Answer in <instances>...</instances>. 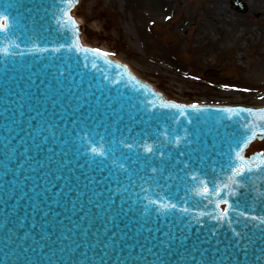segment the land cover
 Listing matches in <instances>:
<instances>
[{"label":"water","instance_id":"95a60500","mask_svg":"<svg viewBox=\"0 0 264 264\" xmlns=\"http://www.w3.org/2000/svg\"><path fill=\"white\" fill-rule=\"evenodd\" d=\"M60 6L61 0H0V14L10 23L0 41L7 35L21 43L19 50L10 51L24 52L0 55V264H160L157 255L166 264H178L173 253L177 248L183 252L181 241L167 254L157 247L170 230L180 236L187 232L184 247L199 246L211 254L212 264H228L232 252L216 243H227L231 229L209 217H203L202 226L197 223L199 213L213 206L205 208L207 201L191 193L195 182L174 163L159 185L149 177L162 159H187L178 155L188 151L185 136L199 137L191 147H198L203 157L202 164L189 166L191 171L209 180L217 173L222 177L219 165L241 120H228L216 109L253 106L199 105L206 111L189 110L185 118L174 109L153 108L174 101L109 56L67 47L34 52L29 36L48 48L73 42L74 36L55 23ZM233 6L246 10L237 1ZM101 137L106 157L90 152L89 141L98 146ZM176 137L182 138L179 149L170 143ZM142 138L162 142L164 156L159 151L146 155L139 146ZM121 140L134 148H124ZM251 179L264 191V172ZM157 193L189 212L159 213L148 204ZM250 207L264 215V204L250 202Z\"/></svg>","mask_w":264,"mask_h":264},{"label":"rangeland","instance_id":"374dc122","mask_svg":"<svg viewBox=\"0 0 264 264\" xmlns=\"http://www.w3.org/2000/svg\"><path fill=\"white\" fill-rule=\"evenodd\" d=\"M230 1L164 0L159 15L144 17L126 0H80L74 13L86 43L121 58L170 96L264 104V0H242L246 12ZM258 149L264 141L252 146Z\"/></svg>","mask_w":264,"mask_h":264},{"label":"snow or ice","instance_id":"6c2138e0","mask_svg":"<svg viewBox=\"0 0 264 264\" xmlns=\"http://www.w3.org/2000/svg\"><path fill=\"white\" fill-rule=\"evenodd\" d=\"M78 3L79 0H61L59 15L55 20L60 30L69 32L74 36L73 42L48 48L41 47L32 36H29L28 39L32 42V50L34 52H59L61 49L67 47L69 51L76 48L80 51L92 52L98 56L107 57L112 55L108 52H102L100 49H86L81 46L79 41V25L76 18L72 15V10ZM9 28V17L0 14V33H8ZM0 45H2L0 46V55L5 57L24 55L22 51H10L13 48L19 50L21 43H17L16 40H12L7 35H5L3 41H0ZM60 75H63V73L61 72ZM236 91H248V89H236ZM260 99H264V97H260ZM149 104H152V102L149 101ZM155 107L168 110L174 109L185 118H187L189 110L192 112L206 111V109L200 108L198 104L183 105L174 102H162L158 106L153 105V108ZM216 111L228 114L226 117L228 120H232L234 117H238L241 120L239 128L231 134L228 152L223 154L226 159L219 165L220 173H223V176L221 177L217 173L213 179L209 180L205 177H200L198 172L193 173L191 171L189 166L202 164L203 157L197 154L198 147H191L193 144H198L199 137L196 136L194 139H189L185 136L183 140L186 141L185 148L188 151L180 150L178 155L187 159H162L158 167H151L153 175L149 179L159 185L161 179L164 178L163 174L165 171L174 163L179 168V172H184L188 179L195 182L191 187V193L207 201L205 208L208 205L213 206L212 210L201 211L199 213L197 223H201L202 226L203 217H209L217 224L226 223L230 227L232 238L227 243L220 240H217L216 243H224L232 252V255L228 257V264H264V215L255 213L254 208L250 207V202L253 204H264V191H261V188L255 187L251 179L253 174L264 172V150L256 151L251 155L246 154L249 146L255 141H264V107H223L216 109ZM188 123L191 124L192 121L188 119ZM82 138L85 140L89 139L88 135ZM181 139L180 137H176L170 143H174L179 149ZM142 140L143 142L139 146L146 155L159 151L163 146L162 142L159 141L149 143L146 139L142 138ZM109 143L112 142L109 141ZM119 143L126 149L132 150L134 148L133 143H125L123 140L119 141ZM89 145L90 152L93 155L106 157L103 137H101L98 146H93L91 141H89ZM159 155L163 157L164 153L159 151ZM137 159H140L139 155ZM180 165L183 166L180 167ZM120 167L123 168V165ZM124 171L127 172L128 170L124 169ZM179 172L177 175H179ZM156 173L160 174V179L157 178ZM128 178L131 179V175ZM140 178L144 179L143 176ZM166 179H171V176H168ZM143 190L147 191V189ZM148 204L155 206L157 211L162 214L170 213L173 210L184 214L189 212L188 207L180 206L169 197L161 196L160 193H157L156 199H149ZM144 214H147V209H145ZM233 225H236V227H233ZM176 226L179 227V225ZM187 235V232H184L183 236H180L177 232L173 233L170 230L165 233L162 239L158 240L157 247L160 251L167 254L172 251L173 247H176V242L179 240L181 241L180 247L183 248V252L181 253L180 249L176 247L177 252L173 253L177 257L178 264H212L211 254L207 251H202V248L199 246L194 245L192 248L184 247L182 241L187 239ZM211 236L216 237L217 232L212 231ZM41 238L47 239L43 234H41ZM208 243H211V241L209 240ZM216 244H212L211 246H215ZM156 259L160 261V264H166V260L159 255H157Z\"/></svg>","mask_w":264,"mask_h":264},{"label":"bare ground","instance_id":"6f19581e","mask_svg":"<svg viewBox=\"0 0 264 264\" xmlns=\"http://www.w3.org/2000/svg\"><path fill=\"white\" fill-rule=\"evenodd\" d=\"M252 2L258 0H251ZM128 4H130L132 7H136L137 10H139V14L142 16L147 15H153L157 16L159 15L163 10V7L165 5L164 0H126ZM214 5L211 6V11H213ZM222 6L218 8V10H221ZM131 16V11L130 14ZM132 19V16H131Z\"/></svg>","mask_w":264,"mask_h":264}]
</instances>
